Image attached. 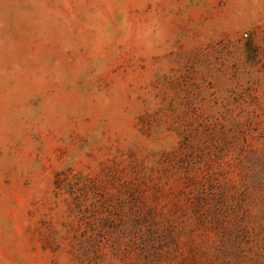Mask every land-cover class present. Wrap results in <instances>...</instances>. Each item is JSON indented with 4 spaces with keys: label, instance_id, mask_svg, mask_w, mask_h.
Segmentation results:
<instances>
[{
    "label": "rangeland",
    "instance_id": "1",
    "mask_svg": "<svg viewBox=\"0 0 264 264\" xmlns=\"http://www.w3.org/2000/svg\"><path fill=\"white\" fill-rule=\"evenodd\" d=\"M0 264H264V0H0Z\"/></svg>",
    "mask_w": 264,
    "mask_h": 264
}]
</instances>
